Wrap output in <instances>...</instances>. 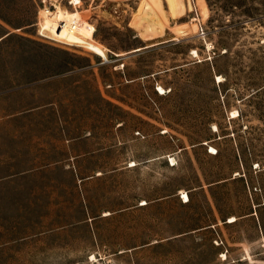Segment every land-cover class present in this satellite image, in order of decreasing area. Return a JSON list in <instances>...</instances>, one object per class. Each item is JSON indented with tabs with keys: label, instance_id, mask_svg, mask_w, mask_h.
I'll list each match as a JSON object with an SVG mask.
<instances>
[{
	"label": "rangeland",
	"instance_id": "374dc122",
	"mask_svg": "<svg viewBox=\"0 0 264 264\" xmlns=\"http://www.w3.org/2000/svg\"><path fill=\"white\" fill-rule=\"evenodd\" d=\"M0 264H264V0H0Z\"/></svg>",
	"mask_w": 264,
	"mask_h": 264
},
{
	"label": "bare ground",
	"instance_id": "6f19581e",
	"mask_svg": "<svg viewBox=\"0 0 264 264\" xmlns=\"http://www.w3.org/2000/svg\"><path fill=\"white\" fill-rule=\"evenodd\" d=\"M73 32H75V31H77V28L76 27H74L73 28V30H72ZM222 77L221 76H218V80L220 81V82H222ZM159 89V88H158ZM160 90L162 91V92H164L165 90H164V88H162V87H160ZM167 91V90H166ZM238 112H234L233 114H237ZM172 161H174V160H172ZM135 165V164H134ZM185 194V198H186V202H188L189 201V199H190V197H189V195L188 194H186V193H184Z\"/></svg>",
	"mask_w": 264,
	"mask_h": 264
},
{
	"label": "built area",
	"instance_id": "2783aa9c",
	"mask_svg": "<svg viewBox=\"0 0 264 264\" xmlns=\"http://www.w3.org/2000/svg\"><path fill=\"white\" fill-rule=\"evenodd\" d=\"M70 4H72V2H70Z\"/></svg>",
	"mask_w": 264,
	"mask_h": 264
}]
</instances>
